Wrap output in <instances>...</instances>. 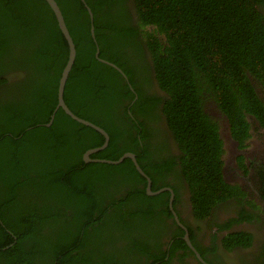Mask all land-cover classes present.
Listing matches in <instances>:
<instances>
[{
  "label": "trees",
  "instance_id": "1",
  "mask_svg": "<svg viewBox=\"0 0 264 264\" xmlns=\"http://www.w3.org/2000/svg\"><path fill=\"white\" fill-rule=\"evenodd\" d=\"M55 1L76 51L64 102L109 136L107 147L90 158L114 161L131 153V130L138 133L133 112L163 100L193 199L202 189L193 209L207 215L227 188L219 177L222 141L203 110V93L212 92L232 135L247 127L244 114L264 124V104L249 81L264 87V0H132L135 24L126 0ZM96 51L128 83L99 62ZM67 58V43L45 0H0V264H140L139 255L149 259L144 236L158 222L154 205L165 194L148 197L140 190L145 206L133 212L130 202L113 199L109 185L132 195L131 181L141 178L130 160L84 163L83 154L104 138L61 109L45 126ZM151 75L167 98L149 94ZM140 79L149 81L144 89ZM154 246L158 254L152 257L160 260L164 255Z\"/></svg>",
  "mask_w": 264,
  "mask_h": 264
},
{
  "label": "flooded vegetation",
  "instance_id": "2",
  "mask_svg": "<svg viewBox=\"0 0 264 264\" xmlns=\"http://www.w3.org/2000/svg\"><path fill=\"white\" fill-rule=\"evenodd\" d=\"M125 5L134 19L132 0H126ZM133 22L135 24L136 20ZM143 54L145 63L151 66L149 53L145 51ZM149 71L152 74V69ZM149 79L152 81L149 94L167 98L168 95L154 83L152 75ZM17 81V75L12 73L10 82ZM249 81L264 104V87L250 76ZM137 84L144 89L149 81L140 79ZM7 86L1 89L3 97ZM211 96L212 92L203 93V110L217 124L222 141L219 177L227 188V196L213 204L205 216H198L193 209V206H199L202 189L193 199L181 167L184 153L179 150L162 112L163 100L155 106L146 103L131 116V122L138 128V133L131 130L136 138L132 153L140 158L138 167L143 175L136 169L141 181L138 175L133 178L131 196L126 195L129 188L115 190L116 184L109 183L114 191L113 199L118 203L130 202L127 207L136 212V207L145 206L137 193L140 190H144L148 197L165 194L154 205L159 220L152 223L155 224L152 230L144 236L149 259L139 255L135 259L140 264H264V124H261L259 116L244 114L247 127L238 136L232 135L227 117L220 112ZM124 105L126 103L121 104L120 113ZM223 132L227 133V138L223 137ZM232 148L235 154L229 157ZM82 157L84 160V154ZM219 186L220 183L215 185L216 188ZM63 216H67L65 212ZM156 243L164 255L160 260L152 257L158 254Z\"/></svg>",
  "mask_w": 264,
  "mask_h": 264
},
{
  "label": "water",
  "instance_id": "3",
  "mask_svg": "<svg viewBox=\"0 0 264 264\" xmlns=\"http://www.w3.org/2000/svg\"><path fill=\"white\" fill-rule=\"evenodd\" d=\"M81 2H84V0H80ZM45 2L47 3V5L49 6V8L51 9L55 19H56V22H57V25H58V28H59V31L61 32L62 36L64 37V40L66 41L67 43V46H68V58H67V61H66V64L61 72V76H60V79H59V82H58V88H57V104L55 106V109L53 111V114L50 118V121L48 124H46L45 126H50L51 125V122L53 120V117H54V114L59 110L61 109L64 114L66 116H68L71 120L85 126V127H89L91 129H93L94 131L98 132L99 134H101L104 138V142L101 146L99 147H96V148H92L90 150H87L85 153H84V162L85 163H105V164H109V165H117V164H120L122 163L125 159H129L132 161V163L134 164L135 168L137 169V171L140 173L139 169H138V166H137V163H136V160H135V157L133 154L131 153H125L123 154L118 160L116 161H108L106 159H91L90 156L97 153V152H100L102 150H104L107 145H108V142H109V136L108 134L100 127L92 124L91 122L89 121H86L84 119H81L79 117H77L76 115H74L70 110L69 108L67 107V105L65 104L64 102V98H63V94H64V89H65V85H66V81L68 79V76H69V73L72 69V66L74 64V61H75V56H76V51H75V45L73 43V40L69 34V31L66 27V24H65V21H64V18L62 16V13L56 3L55 0H45ZM85 9L87 10L88 12V15L90 17V20H91V23H92V13H91V10L89 9V7L87 5H85ZM90 33H91V36L94 37V27L91 25V29H90ZM98 54L99 52L96 51L95 53V57L98 58ZM98 61L107 65V66H110L112 67L113 69H115L117 72L120 73V75L125 79L127 80V77L126 75L122 72L121 69H119L116 65H114L113 63H110L106 60H103V59H100L98 58ZM128 83V80L126 81ZM130 86V85H129ZM223 137L227 138V133L226 132H223ZM231 154H235V150L232 148L231 152H229V157L232 156ZM150 194H152L150 192ZM155 195V193L153 194Z\"/></svg>",
  "mask_w": 264,
  "mask_h": 264
},
{
  "label": "clouds",
  "instance_id": "4",
  "mask_svg": "<svg viewBox=\"0 0 264 264\" xmlns=\"http://www.w3.org/2000/svg\"><path fill=\"white\" fill-rule=\"evenodd\" d=\"M127 153H130V152H127ZM124 154H125V153H124ZM131 154H133V153L131 152ZM133 155H134V154H133ZM120 157H121V156H120ZM120 157H119V158H120ZM134 157H135V155H134ZM119 158H118V159H119ZM118 159H117V160H118ZM99 160H100V159H99ZM125 160H126V159H125ZM128 160H129V159H128ZM135 160H136V163H137V166H138V161H140V158L138 157V155H137V158L135 157ZM108 161H113V160H108ZM114 161H116V160H114ZM130 161H131V160H130ZM123 162H124V161H123ZM123 162H122V163H123ZM131 162H132V161H131ZM102 164H105V163H102ZM120 164H121V163H120ZM120 164H117V165H120ZM132 164H133V163H132ZM133 166H134V164H133ZM134 168H135V166H134ZM138 169H139V167H138ZM135 170H136V168H135ZM139 171H140V174L143 175V173L141 172L140 169H139ZM172 200H173V199H171V203H172Z\"/></svg>",
  "mask_w": 264,
  "mask_h": 264
},
{
  "label": "rangeland",
  "instance_id": "5",
  "mask_svg": "<svg viewBox=\"0 0 264 264\" xmlns=\"http://www.w3.org/2000/svg\"><path fill=\"white\" fill-rule=\"evenodd\" d=\"M83 180H84V179H83ZM83 180H82V181H83ZM171 199H172V198H171ZM171 199H170V201H171Z\"/></svg>",
  "mask_w": 264,
  "mask_h": 264
}]
</instances>
